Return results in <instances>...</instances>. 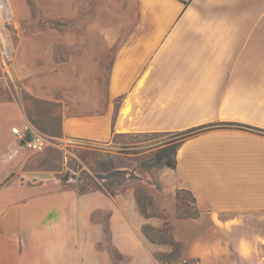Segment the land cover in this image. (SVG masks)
<instances>
[{"label":"crops","instance_id":"0c3cea01","mask_svg":"<svg viewBox=\"0 0 264 264\" xmlns=\"http://www.w3.org/2000/svg\"><path fill=\"white\" fill-rule=\"evenodd\" d=\"M92 1L85 19L84 0H11L13 76L61 107L64 137L264 130V0ZM39 20L63 25L22 29ZM32 118L0 101V264H164L171 245L145 229L166 225L187 264H264V135L213 130L181 146L176 169L140 161L114 196L81 194L22 155L12 129H36ZM178 190L194 196L197 218L178 217Z\"/></svg>","mask_w":264,"mask_h":264},{"label":"rangeland","instance_id":"374dc122","mask_svg":"<svg viewBox=\"0 0 264 264\" xmlns=\"http://www.w3.org/2000/svg\"><path fill=\"white\" fill-rule=\"evenodd\" d=\"M91 2L93 1L84 0V4L87 5L84 11L85 19L94 14ZM15 24L19 28L17 22ZM62 25L63 23L59 21L49 24L39 20L35 24H25L22 29L25 32H35L50 28L59 29ZM13 45L15 49L14 42ZM11 64L12 61L4 60L0 54V101L16 100L20 102L28 114L33 117L32 120L36 122V129L30 125L34 133L42 136L47 142L43 151L35 152L24 149L22 155L29 158L28 161L33 158L36 164L43 165L45 168L48 166V168L55 170L60 179L67 175L68 168H79L78 177L71 181L68 175V179L64 181L65 186L74 189L85 188L89 191L98 186H103L110 191L116 190L125 184V179L119 183L112 172L126 170L128 173H132L131 169L136 164L148 160L150 145L169 137L165 136L156 139V141L143 142V139L138 135H123L115 137L108 144L64 137L60 124L61 107H52L31 97L23 89L22 82L13 76ZM101 177L107 179H101ZM182 196L187 201L189 208L179 205V214L194 215L196 206L192 197L186 193H183ZM139 200L141 206H145L149 202L143 190L139 192ZM172 231L173 226L171 225H166L159 231L151 228L145 229L150 238L171 245V250L160 257L164 264H185L182 255L183 244L174 240Z\"/></svg>","mask_w":264,"mask_h":264},{"label":"trees","instance_id":"16d2710c","mask_svg":"<svg viewBox=\"0 0 264 264\" xmlns=\"http://www.w3.org/2000/svg\"><path fill=\"white\" fill-rule=\"evenodd\" d=\"M223 129H239V130H248L255 132L257 134L264 135V130L252 127L249 125L239 124V123H212V124H205L198 127H193L185 131L180 132H171V133H140V134H133L138 135L140 138L143 139V142L149 141H156L158 138H162L165 136H169L165 140L156 141L149 147V151L151 152V157L146 161L141 163V167L145 170L149 169H162V168H169V169H176L177 168V153L181 146L189 139L199 136L201 134L213 131V130H223ZM113 176L119 180L125 179L127 180H136L138 177L132 172L128 173L126 170H115L112 172ZM123 175V178L121 176ZM68 179V175L61 178L62 183ZM101 179H107L106 177H101ZM79 193L85 194L91 191H105L111 196L115 195L116 190H108L103 186L94 187L92 190H86L85 188L76 189ZM183 193L189 194L192 199L193 203L196 206V199L194 196L187 190H178L177 191V202L178 206L183 205L189 208L187 205V201L182 196ZM139 200V197H138ZM140 201V200H139ZM140 203V202H139ZM179 214V212H178ZM199 216V210L197 206L195 207L194 215H181L179 214V218H197Z\"/></svg>","mask_w":264,"mask_h":264},{"label":"built area","instance_id":"2783aa9c","mask_svg":"<svg viewBox=\"0 0 264 264\" xmlns=\"http://www.w3.org/2000/svg\"><path fill=\"white\" fill-rule=\"evenodd\" d=\"M14 29L15 13L12 2L11 0H0V54L4 60L9 62L12 61L15 53L12 41V33ZM12 133L21 146L31 151H42L47 145L46 140L42 136L34 133L30 125H27L23 129L14 127ZM79 173V168H68L67 171V175H69L71 181H74ZM188 262V259H184L185 264ZM194 264H199V262H194Z\"/></svg>","mask_w":264,"mask_h":264}]
</instances>
